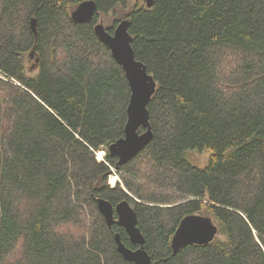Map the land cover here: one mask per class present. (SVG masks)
<instances>
[{
    "label": "trees",
    "instance_id": "1",
    "mask_svg": "<svg viewBox=\"0 0 264 264\" xmlns=\"http://www.w3.org/2000/svg\"><path fill=\"white\" fill-rule=\"evenodd\" d=\"M85 1L0 0V264H133L114 237L137 247L99 198L133 207L152 264H264V0H153L127 14L156 90L153 139L123 165L107 149L124 136L130 88L94 27L129 0H91L97 12L76 24ZM188 151H208L207 165ZM188 215L218 235L173 256Z\"/></svg>",
    "mask_w": 264,
    "mask_h": 264
},
{
    "label": "water",
    "instance_id": "2",
    "mask_svg": "<svg viewBox=\"0 0 264 264\" xmlns=\"http://www.w3.org/2000/svg\"><path fill=\"white\" fill-rule=\"evenodd\" d=\"M153 0H146L147 8L152 7ZM97 12L94 1H85L71 12V19L76 24L90 21ZM129 21L122 20L112 33H109L101 23L94 27V33L110 50L115 62L123 69L130 88V98L127 107V121L124 136L108 147L111 157L117 158V165L127 164L137 157L153 139L149 122L147 106L155 93L156 83L146 71L145 66L135 59L128 33ZM30 29L37 35V21L32 19ZM142 129L140 133L139 130ZM97 208L106 225H119L127 234L130 249L120 239L119 234L114 237L117 252L128 262L133 264H152L151 257L144 248L145 239L137 227V216L128 202H120L113 206L109 201L99 198ZM116 217V218H115ZM218 235V228L213 221L205 216L188 215L179 223L171 240L172 255L180 249L192 245H208Z\"/></svg>",
    "mask_w": 264,
    "mask_h": 264
},
{
    "label": "rangeland",
    "instance_id": "3",
    "mask_svg": "<svg viewBox=\"0 0 264 264\" xmlns=\"http://www.w3.org/2000/svg\"><path fill=\"white\" fill-rule=\"evenodd\" d=\"M145 5H146L145 0H129L126 9L119 7L115 10L114 13H109L107 15L100 16L98 19V23H101L104 26V28L107 29L112 25L114 20H119L118 22H120V21L126 19L125 17H127V14L135 6L141 7V6H145ZM141 132L142 131H140V133ZM101 153L103 154V156L100 154H97L99 161H102L104 158V155H106L105 151H103ZM209 156H210V153L208 151H203L202 153H196L193 151H188L185 153L184 158L192 166L197 167V168H204L208 163ZM114 171L116 172V170H114ZM116 176H118L117 173H116V175L111 173V175L109 176V178H108L109 187L113 184L112 179L116 178ZM118 178H119V176H118ZM116 184H119V185L122 184L120 178H119V181H116ZM116 184H115V186H116Z\"/></svg>",
    "mask_w": 264,
    "mask_h": 264
},
{
    "label": "built area",
    "instance_id": "4",
    "mask_svg": "<svg viewBox=\"0 0 264 264\" xmlns=\"http://www.w3.org/2000/svg\"><path fill=\"white\" fill-rule=\"evenodd\" d=\"M0 78L2 79L1 76H0ZM97 154H98V153H97ZM97 154H96V159H97ZM97 161H98V160H97ZM98 162H105V160H104V158H103L102 161H98ZM105 163H106V162H105ZM111 170H112V173L116 175V172L114 171V169L111 168ZM112 180H113V184L110 186L111 188H113V187L115 186L116 181H119V178H118V176H116V178H114V179H112Z\"/></svg>",
    "mask_w": 264,
    "mask_h": 264
},
{
    "label": "bare ground",
    "instance_id": "5",
    "mask_svg": "<svg viewBox=\"0 0 264 264\" xmlns=\"http://www.w3.org/2000/svg\"><path fill=\"white\" fill-rule=\"evenodd\" d=\"M101 159H102V158H101ZM101 159H100V160H101ZM97 160L99 161L98 157H97ZM112 182H113V181H112Z\"/></svg>",
    "mask_w": 264,
    "mask_h": 264
}]
</instances>
